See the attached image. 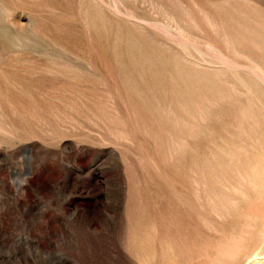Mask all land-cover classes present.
<instances>
[{
  "label": "rangeland",
  "instance_id": "374dc122",
  "mask_svg": "<svg viewBox=\"0 0 264 264\" xmlns=\"http://www.w3.org/2000/svg\"><path fill=\"white\" fill-rule=\"evenodd\" d=\"M0 264H264V0H0Z\"/></svg>",
  "mask_w": 264,
  "mask_h": 264
}]
</instances>
